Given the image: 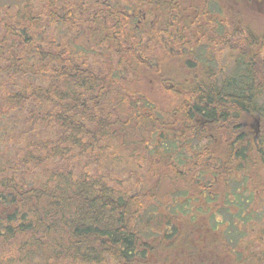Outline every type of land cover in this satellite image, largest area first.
<instances>
[{
  "label": "trees",
  "instance_id": "obj_1",
  "mask_svg": "<svg viewBox=\"0 0 264 264\" xmlns=\"http://www.w3.org/2000/svg\"><path fill=\"white\" fill-rule=\"evenodd\" d=\"M187 2L0 4V264L179 263H157L152 243H185L192 264H264L260 224L243 227L257 214H242L264 190V137L240 135L243 119L264 120V61L240 51L218 78L197 69L211 55L176 33L166 47L183 69L164 67L159 37L182 15L204 17ZM147 179L170 188L158 195ZM231 180L250 197L226 193ZM230 196L233 232L211 205Z\"/></svg>",
  "mask_w": 264,
  "mask_h": 264
},
{
  "label": "rangeland",
  "instance_id": "obj_2",
  "mask_svg": "<svg viewBox=\"0 0 264 264\" xmlns=\"http://www.w3.org/2000/svg\"><path fill=\"white\" fill-rule=\"evenodd\" d=\"M10 0H0V4H4L7 3ZM214 2H211L208 6L206 5V1L205 3H201L197 0H188V2L186 3V5L188 4L187 8H189V5L192 2H195V5L198 8H202L204 9V4H205V10H206V17L209 19H216L217 20H224V19H230V18H240V20L242 21L241 23H237L234 22L233 24H227L228 28L230 29V33L231 36H233L235 34V32H239L242 31L243 35L246 36H250V37H254V38H262L261 40H259L256 44H251L250 46L246 45V48L244 47V45L239 44L237 41H230L227 42L225 47L226 50L225 51H217L214 50L213 54L214 57L212 59L211 62V68H212V76L215 77H222L221 75H226L229 74L232 66L231 64L234 62V59L237 55H240V53L238 54V52L240 51H244L246 52V54H250L252 55V57H254V61L256 63V67L260 69V65L259 63H263L264 61V0H212ZM213 12V13H212ZM204 17L205 14L203 13ZM234 15V16H233ZM205 17V18H206ZM182 25H179L177 27V32H176V26H172V28H170V30L172 31L169 32V35H173L175 33H179L180 36L182 38H184V40H187V35H190V28L191 25H189L187 28H183L181 27ZM169 30V31H170ZM215 39L211 40L212 44L211 45H216L215 44ZM217 42V41H216ZM162 44H164L162 42ZM221 46H223L224 44H220ZM230 47L231 50H228L227 48ZM151 55L157 56V52L153 51V53H151ZM159 60L161 61V63L164 65V67L166 66L169 70L171 67H173L174 69H183L182 66L178 63L179 61V56L172 54V52L168 49V47H166V45H164L163 50L161 51V56L159 57ZM263 60V61H262ZM259 62V63H257ZM168 70V72H169ZM185 75H187V72L185 73ZM148 76H150V74H148ZM198 76V75H197ZM178 81H180V79H177ZM150 79L146 80V88L147 89H154L156 87V83H150ZM182 82V81H181ZM182 85H184V83H181ZM180 84V85H181ZM167 86H170L172 88H176L178 85L171 81V82H166ZM169 89V88H168ZM260 101L259 104H261V108L264 109V94L262 96L259 97ZM264 115V112H263ZM259 133H258V138H263L264 137V120L263 118H259ZM263 142H264V138H263ZM263 175V174H261ZM243 184L240 181L237 180H231L228 182L227 189H226V193H232V192H236L238 191L239 194H243V198L247 199L250 197V193L248 191H246V189H244V187L242 186ZM158 193V195L163 194L165 189L167 187L170 186L169 183H167L166 181H158L155 179H151L148 180L147 179V183L145 184V188L146 189H155ZM170 188V187H169ZM216 192L215 188H212L209 190V192ZM241 190H243L244 192H241ZM237 193V192H236ZM205 196H210L213 198V195H208L205 193ZM254 201L257 202V204L254 203ZM229 202H235L232 199V196H230L229 198H227L226 200H220L213 199V203H211L212 206H216L219 207L221 209V214H219L218 216V220L222 221V223H227L230 228H228V230H230L231 232H233V227H231V223L232 221L230 220V217L227 215L225 209H229L231 211V214H237L235 207L237 205H231ZM253 202V203H252ZM245 212L242 214H257L254 215L251 219H248V221L244 222L245 224L243 225L244 228H249L252 227L251 225L254 223H258L260 224L258 226V228H261L263 231L261 233L262 235V243L263 246L261 244V248H264V223L260 222L262 220H264V190L261 191L259 194H257L255 197H253L247 204L243 205ZM254 222V223H253ZM234 223L236 225H238L240 223V221L238 220H234ZM263 225V226H262ZM244 228L241 227L240 231L244 230ZM219 229H224V228H219ZM257 230V229H256ZM254 233L252 235H247V233L244 235L243 237V241L250 239L251 237H253V235L256 233V231H253ZM194 231H192V229L187 230L185 232V235L183 237H187V238H197V235H194ZM238 233V232H236ZM260 233V232H259ZM178 235H176L174 237V241H177ZM183 242V241H182ZM176 243V242H174ZM175 247L172 250L175 251H170L167 253V251H162L160 248H158L157 244L152 243L151 247L153 249V252L150 256H154V252H156V259H160L157 260L159 262H163L166 260H171V256L170 254L173 255L175 254L176 260L179 263H176V261L172 262L173 264H180V260L179 257L184 254V260L186 262V264H192L193 260V256L191 253L188 254V252L184 249L183 247H186L187 245H185V243H178V244H174ZM257 247V245H256ZM173 252V253H172ZM189 256H188V255ZM209 256V255H208ZM210 258H207V260ZM193 260V261H192ZM165 264V263H164Z\"/></svg>",
  "mask_w": 264,
  "mask_h": 264
},
{
  "label": "flooded vegetation",
  "instance_id": "obj_3",
  "mask_svg": "<svg viewBox=\"0 0 264 264\" xmlns=\"http://www.w3.org/2000/svg\"><path fill=\"white\" fill-rule=\"evenodd\" d=\"M188 1V0H187ZM201 3H205L206 1V5L208 6L211 2H214L212 0H197ZM191 4H194V2H192ZM196 6V5H195ZM194 9V8H193ZM196 11H202L204 12L205 16H206V10H205V4H204V9L202 8H198L197 6L195 7ZM213 13V12H212ZM234 16V15H233ZM178 22H174V23H178L179 25H184L186 23H190L191 27L190 28V35H187V40H191V43L188 44L186 47L191 48V50H198L200 48H202V51L204 52V55L206 54L207 56L211 55V59H213L214 55L213 52L214 50L217 51H225L226 50V43L230 42V41H237L238 43L243 42L242 40L247 41L248 39L245 38L247 37L246 35H243L242 31L239 32H235V34L233 36H231L230 33V29L228 28L227 24L230 23H241L242 21L240 20V18H230V19H224V20H217L212 18H205V17H196V19H191V18H184V16H181V19H178ZM145 21V19H142L143 22ZM176 25V24H175ZM188 26L184 25V29L187 28ZM176 34V33H175ZM204 34H207V37L204 40H202L201 38L204 36ZM167 38H168V34L166 35H162L159 37L160 42L164 43L165 45L167 44ZM253 38V37H251ZM209 39H215V44L216 45H211L212 42ZM164 40V41H163ZM186 40V41H187ZM217 41V42H216ZM220 44H224L223 46H221ZM173 48V47H171ZM171 48H169V50L171 51ZM246 48V45H245ZM228 50H231L230 47L227 48ZM174 53H177L179 51L177 50H173L172 51ZM183 52V51H182ZM177 55V54H175ZM205 56L207 59L208 57ZM211 68V63L209 64L207 63H203L202 65H197V69L202 72V71H206L207 69L209 70ZM212 73V71L210 72ZM220 78V77H218ZM178 89V88H177ZM259 118L260 117H256V118H251L249 120V124L247 123V119L244 120L243 119V123H242V128L245 130L246 128H248V132L244 133H240V135L247 137V136H251L252 138H258V133L259 131ZM196 122H198L200 125H202L203 123L206 122L205 119L199 121L196 120ZM214 120H209L207 123H209L210 125L214 124Z\"/></svg>",
  "mask_w": 264,
  "mask_h": 264
}]
</instances>
